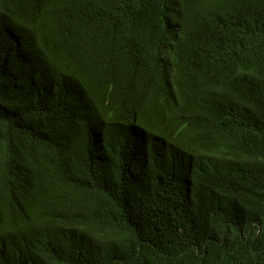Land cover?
I'll list each match as a JSON object with an SVG mask.
<instances>
[{
	"label": "trees",
	"instance_id": "trees-1",
	"mask_svg": "<svg viewBox=\"0 0 264 264\" xmlns=\"http://www.w3.org/2000/svg\"><path fill=\"white\" fill-rule=\"evenodd\" d=\"M0 264H264V0H0Z\"/></svg>",
	"mask_w": 264,
	"mask_h": 264
}]
</instances>
